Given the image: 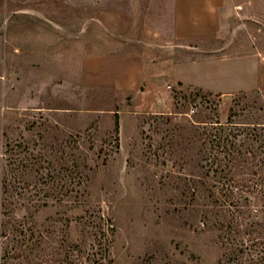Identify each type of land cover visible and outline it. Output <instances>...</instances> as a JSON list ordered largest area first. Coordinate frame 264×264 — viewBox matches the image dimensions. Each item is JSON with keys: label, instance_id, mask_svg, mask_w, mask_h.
<instances>
[{"label": "rangeland", "instance_id": "obj_1", "mask_svg": "<svg viewBox=\"0 0 264 264\" xmlns=\"http://www.w3.org/2000/svg\"><path fill=\"white\" fill-rule=\"evenodd\" d=\"M174 10L175 0H0V264H218L165 185L195 173L177 155L162 163L178 146L169 126L186 121L155 117L195 105L193 86L171 78L175 62L264 60V0H224L220 36L197 50L169 38ZM127 49L156 65L137 89L83 82L87 56ZM237 93L264 103L260 89L218 93L205 112L226 119Z\"/></svg>", "mask_w": 264, "mask_h": 264}, {"label": "trees", "instance_id": "obj_2", "mask_svg": "<svg viewBox=\"0 0 264 264\" xmlns=\"http://www.w3.org/2000/svg\"><path fill=\"white\" fill-rule=\"evenodd\" d=\"M188 97L195 103L191 113L176 108L155 117L186 121L169 126L167 135L178 146L164 149L162 163L177 155L182 167L195 168L191 178L170 177L165 185L181 191L183 209L190 212L195 231L207 238L204 246L218 264H264V103L241 105L243 96L234 94L239 106L223 119L205 112L218 110L221 94L193 87ZM111 218L107 232L115 230Z\"/></svg>", "mask_w": 264, "mask_h": 264}, {"label": "crops", "instance_id": "obj_3", "mask_svg": "<svg viewBox=\"0 0 264 264\" xmlns=\"http://www.w3.org/2000/svg\"><path fill=\"white\" fill-rule=\"evenodd\" d=\"M224 0H175L168 34L176 46L197 50L198 42L214 40L222 30ZM177 42V43H176ZM139 49L87 56L82 80L94 86L135 90L148 80L154 66ZM171 78L184 85L214 93L264 90V60L256 54L222 57H192L173 65Z\"/></svg>", "mask_w": 264, "mask_h": 264}]
</instances>
